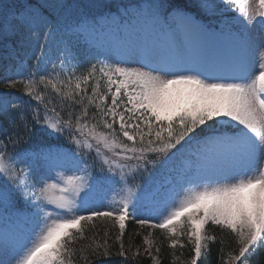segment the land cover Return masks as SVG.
I'll use <instances>...</instances> for the list:
<instances>
[{
    "label": "snow or ice",
    "instance_id": "1",
    "mask_svg": "<svg viewBox=\"0 0 264 264\" xmlns=\"http://www.w3.org/2000/svg\"><path fill=\"white\" fill-rule=\"evenodd\" d=\"M0 42V264H128L129 220L159 230L171 264H198L208 225L220 264H250L264 247V0L0 2ZM41 131L63 142L33 144ZM143 243L160 264L152 231Z\"/></svg>",
    "mask_w": 264,
    "mask_h": 264
},
{
    "label": "trees",
    "instance_id": "2",
    "mask_svg": "<svg viewBox=\"0 0 264 264\" xmlns=\"http://www.w3.org/2000/svg\"><path fill=\"white\" fill-rule=\"evenodd\" d=\"M44 0H31L32 3H43ZM3 4H15L19 5L22 0H0ZM87 2V0H85ZM116 2H119V0H116ZM127 2V0H125ZM0 45H4L2 42H0ZM27 98V97H25ZM24 98V99H25ZM35 103V102H33ZM3 117L0 116V124H2ZM63 142L62 139H57L55 137H49L46 132L41 131L38 135L33 136L32 143H61ZM100 222H98L99 225ZM208 230L210 233L217 236V242L210 244V251H205L201 258L198 261V264H220L219 261V249H220V243H219V237L221 235L220 229L208 225ZM150 231L154 233V238L156 240V245L160 247L161 251L159 253V259L160 264H171L172 256H171V250L167 247L168 242L164 239V237L161 235L159 230H152L148 227H145L144 229H140L139 225L135 224L134 221L129 220L128 227L126 229V235L124 237L125 240V247L127 248L129 243L132 244V248L130 249V252H135L137 248L140 249L141 255L137 256L136 259L129 258L128 264H152L151 259L144 255V248L146 245L143 243V237L146 236ZM139 232V235H136L135 233ZM131 237V240L129 239ZM84 243H87L86 241ZM229 247H235L232 238L225 235V251L227 252ZM118 250V245L112 249V252L115 253ZM177 256L180 255V250H177ZM190 250L185 249L183 250V256L181 257L182 260L190 259ZM89 260L91 264H122L123 258L112 255L111 257H89ZM250 264H264V247L259 248L254 255L250 257Z\"/></svg>",
    "mask_w": 264,
    "mask_h": 264
},
{
    "label": "rangeland",
    "instance_id": "3",
    "mask_svg": "<svg viewBox=\"0 0 264 264\" xmlns=\"http://www.w3.org/2000/svg\"><path fill=\"white\" fill-rule=\"evenodd\" d=\"M8 47L10 48L11 45H8ZM11 64H12V61L10 60L9 55L7 54L5 50V46L0 45V80H3L8 77ZM132 66L136 67L139 65H132ZM3 91H5L3 88V84H0V92H3ZM8 91L15 93L16 90L13 89V90H8ZM194 167H195V157L193 158L191 157L186 160H181L176 165L177 169L187 168V169L194 170ZM160 177H162L161 182L165 181L168 178L165 174H161Z\"/></svg>",
    "mask_w": 264,
    "mask_h": 264
}]
</instances>
